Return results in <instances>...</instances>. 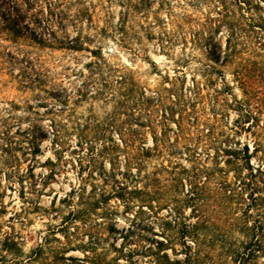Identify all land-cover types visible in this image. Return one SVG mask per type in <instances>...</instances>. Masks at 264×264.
<instances>
[{
  "label": "rangeland",
  "instance_id": "1",
  "mask_svg": "<svg viewBox=\"0 0 264 264\" xmlns=\"http://www.w3.org/2000/svg\"><path fill=\"white\" fill-rule=\"evenodd\" d=\"M257 1L261 19L227 47L225 28L210 29L216 0H86L79 20L73 7L49 9L51 0H0V29L21 28L17 41L0 36V264H148L141 252L164 239L162 222L198 216L200 231L218 236L207 261L264 264ZM172 86L188 107L174 115ZM205 125L212 129L201 136ZM197 136H214L217 164L208 145L184 148ZM122 142L146 151L137 175L124 154L110 153ZM15 157L10 172L3 159ZM93 189L105 192L95 211ZM150 196L173 201L151 211ZM250 238L258 250H245ZM162 252L184 256L178 244Z\"/></svg>",
  "mask_w": 264,
  "mask_h": 264
},
{
  "label": "trees",
  "instance_id": "2",
  "mask_svg": "<svg viewBox=\"0 0 264 264\" xmlns=\"http://www.w3.org/2000/svg\"><path fill=\"white\" fill-rule=\"evenodd\" d=\"M30 1L34 2L35 0H30ZM144 1L145 0H136V4H143ZM216 1L218 2V6H219L216 13L219 14L220 19H217L216 21L218 23L217 22L216 24L214 23L213 26H210V29L211 31H215V30L217 31L221 26L225 28L227 34V41L229 42V45L227 47L232 46L230 44L232 38H235L237 34H240L244 31L243 28L244 24L246 25L248 23L250 25L256 26L255 22L258 19H261L260 18L261 16L258 12L260 9H262V5L257 0H232V3L228 2L227 0H216ZM85 2L86 0H51V2H49V9L51 8L56 9L60 6H64L66 8L73 7L76 11V15L78 19L81 15L87 12L88 8ZM231 4H233L234 6H231ZM39 6L42 7V5L40 4ZM1 17L3 18V20H6L5 18L7 17V15L4 13L1 14ZM56 21H57V17L55 18V22ZM7 25L9 24H5V25L2 24L0 29V36H2V34H5V36L9 37L10 40L17 41L16 39L18 38V36H20L21 28H19L18 26H7ZM50 27H52V24ZM251 30L253 29L250 28V31ZM47 31L49 34H52V30L48 29ZM201 31L196 30L194 32V36L197 37L196 38L197 40L202 39L201 36L198 35L201 34ZM36 39L34 40L37 43L42 44V42H45V39L41 38L40 36ZM47 42L49 43V40ZM74 43L75 41H73L70 44V46L73 47ZM28 53L29 52L26 51L25 55H28ZM193 88L195 89L194 97H196L200 93L199 85L195 83L193 84ZM169 91L170 92L166 97L169 101H171L172 104L170 106H167L168 113L174 115L175 113L182 112V109H180V107L184 106L185 108H188L186 106V103L183 102L180 98L179 88H175L174 86H172L169 89ZM159 98L162 99L161 95L159 96ZM216 114L217 112L215 110H212V117L215 116ZM205 129H206V133L204 134L201 133L200 134L201 136H206L211 131L212 125L209 126L205 125ZM201 136H197L193 140L191 139L185 140L184 148L190 149L192 144H194L195 148H197L198 146L204 147L208 145V148L211 147L214 148L215 150L214 153H216V156H212V159H215V164H217L218 163L216 159L217 151L221 149L219 148V146L212 145V143H214L216 139H214V136H211L209 140ZM34 138L35 137L32 136L28 140V144H31L33 146ZM226 140L227 138H225V140H219V144L221 145L225 144V142H227ZM113 147L114 148L111 150L110 153L113 154L114 156L121 153L124 154L126 172L130 171L132 167H136V175H137L141 169V165L144 160L143 156L144 153L146 152L144 147H140V148L132 147V145H129L126 142H122V144H115ZM228 154H231V152H229ZM17 161H19L17 157L13 159L7 158V159H3V164L9 167L10 172H12L13 171L12 167L18 165ZM197 170L200 172L199 177L201 179L202 177L206 178L208 176V173L205 170L204 166L197 167ZM126 175L127 174L125 173L123 174V176ZM92 192L93 194L91 195V199H92L91 208L93 211H95L97 208L101 207L100 205H102V200L100 198H103L105 196V192L102 190L96 192L95 189H93ZM96 196H99L100 198ZM146 201L150 205L149 208L152 211V208L154 207H157L158 209L161 208V204L169 205V203H171L173 199L171 197L156 198L154 196H150L146 198ZM153 202H155V204H153ZM218 206L220 208V205ZM200 218L201 216H198L197 220L193 224H187V225L184 222L182 223L180 222L179 224L175 220L162 222L161 234L164 236V239L162 241L154 240V243H151L148 246H146L145 249L141 252L142 255H147L149 257L148 264L151 263L153 264H212L210 261H207L208 255L210 253V249L212 248L211 247L212 243H210L211 242L210 239H212L213 242V240L218 239L217 238L218 236L217 234H214V232L209 233L208 230L205 228H202L200 231L198 226L199 225L198 219ZM246 224L247 222L244 220V225ZM174 227H177L178 229L174 231L173 230ZM248 237L249 236H247V238ZM175 244L181 246V251H183L184 253L182 259H178V258L171 259L166 252H162L163 246L175 245ZM255 244L256 242H253V240L250 238L244 245L245 250ZM258 249H259L258 245L256 244V246H253L249 249V252L256 251ZM242 253H244V251Z\"/></svg>",
  "mask_w": 264,
  "mask_h": 264
}]
</instances>
